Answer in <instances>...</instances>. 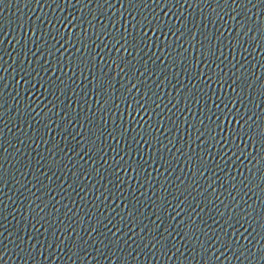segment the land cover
Returning <instances> with one entry per match:
<instances>
[{
    "label": "water",
    "instance_id": "1",
    "mask_svg": "<svg viewBox=\"0 0 264 264\" xmlns=\"http://www.w3.org/2000/svg\"><path fill=\"white\" fill-rule=\"evenodd\" d=\"M0 264H264V0H0Z\"/></svg>",
    "mask_w": 264,
    "mask_h": 264
},
{
    "label": "snow or ice",
    "instance_id": "2",
    "mask_svg": "<svg viewBox=\"0 0 264 264\" xmlns=\"http://www.w3.org/2000/svg\"><path fill=\"white\" fill-rule=\"evenodd\" d=\"M224 2H225V4H227L228 2H229V0H224ZM249 2H250V0H249ZM231 3L232 4H236L237 3V0H231ZM233 11H235V9H233ZM239 16V13H237V15L236 16H232L231 17V19H233L234 21H236L237 22V24H239V26H240V32H238L237 33V36H238V39H237V43H236V46H242L243 45V39L242 38H240L241 37V33H243V36H247L248 35V32H251L252 31V29L251 28H248V32H243V29L246 27V24L245 23H243V22H241V21H239L238 19H237V17ZM221 18H223V17H221ZM205 39H207V37H205ZM204 46L202 45V48H203ZM234 50V49H233ZM221 55H223V53H221ZM202 56H204L205 58L206 57H209V56H215V51L213 50V48H211V47H209V48H207L203 53H202ZM235 83V82H234ZM100 87H103V84H101L100 85ZM233 91H235V88H233ZM37 245H32V247L33 248H35Z\"/></svg>",
    "mask_w": 264,
    "mask_h": 264
}]
</instances>
